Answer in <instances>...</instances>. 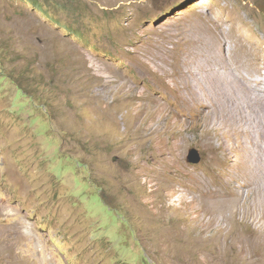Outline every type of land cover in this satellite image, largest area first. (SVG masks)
<instances>
[{
    "label": "rangeland",
    "instance_id": "374dc122",
    "mask_svg": "<svg viewBox=\"0 0 264 264\" xmlns=\"http://www.w3.org/2000/svg\"><path fill=\"white\" fill-rule=\"evenodd\" d=\"M48 1L58 23L0 0V264H245L241 217L264 224V160L244 203L227 188L242 134L221 129V187L200 146L180 161L178 122L192 113L176 68L188 82L193 54L213 58L219 21L222 46L249 52L235 62L261 81L264 0Z\"/></svg>",
    "mask_w": 264,
    "mask_h": 264
},
{
    "label": "bare ground",
    "instance_id": "6f19581e",
    "mask_svg": "<svg viewBox=\"0 0 264 264\" xmlns=\"http://www.w3.org/2000/svg\"><path fill=\"white\" fill-rule=\"evenodd\" d=\"M215 20H216V18H215ZM219 23H221V22L217 21L216 23H214L215 28L213 30H211L212 34L210 37L213 41L211 39L210 40L212 41V43L211 44L206 43V45L208 44L210 47H206L204 45L206 48L210 49L209 51H211L210 54H212L213 58L211 59V57L210 58L204 57V59H201V57H199L200 54L199 55L193 54L194 58L192 59V61L190 63L192 66V68H191L192 72H191V77H190L191 80L188 82L181 80L183 82V83H181V81H180V78H183V75H184V67L182 68L181 65H178L176 68V72L179 74L177 77L176 84L178 87H182L185 89V91L180 94V100H179L180 111L192 113L191 114L192 119L189 120L188 123H186V121L184 119H181L178 122V126H177L178 127L177 128V131H178V135H177L178 136L177 137L178 152L177 153H178L179 159L181 161L182 159L184 160L185 152L187 151V148L189 147V145L195 144V145L200 146L203 153H205V156H206L207 162H208V163H206L207 165H205L206 167L204 166L205 167L204 171L207 172L206 174H209L210 176H212L211 181L215 185L220 186V180L217 177V174L220 171V166L218 165L217 160H215L213 153L215 150H220L221 147L223 146L222 145L223 142H222L221 138L222 139L225 138V136H224L225 133L221 132V129L222 130H224V129L225 130L226 129L231 130L232 129V130H234L233 134L237 135V136L239 134L241 136V134H242L243 136L241 138H239L240 143L238 142L241 145V152L239 155V160L241 161L242 164L240 165L239 168H236L231 172V178L228 180L227 188L230 187V189H231L234 186H236L238 188H241V190L243 189V192H242L243 193V195H242L243 200L242 201L244 203V200H247L246 198L248 196H250L251 194L256 193L255 191L257 190V188L259 187V189H260V186L262 185V183H261V185L259 183L260 186H258L256 184L257 182L256 183L254 182L256 177L255 178H253V177H254V175L255 176L258 175L259 172L261 173V171H259V168L256 165H258L257 162L259 163L260 161L264 160V157L262 156L263 158L260 157V159H258V155L254 154L253 152H257L259 150H262L264 152V133L263 132L260 133V131H259L260 134L259 133L257 134L256 131L253 133H250L246 130H243L242 127L246 126L250 122H251V124H253V122H258L260 124V126L262 128H264V120L262 121V119H264V74L262 73L261 70L255 69L256 73H259V72L262 73L263 79L261 81H259L255 78L256 76L254 77L255 73L253 70H252L253 73L250 72L248 74H246V72L244 73V72L240 71L241 65H243V67L250 68L249 67L250 63L241 62L240 64H237L235 62L236 58L239 56H242V57L247 56L248 59H250L251 54H249V52H247L245 50H242V47L240 49L239 45H235V46L229 45L228 47L222 46L224 44V41H223L224 40V32L220 29ZM212 26H213V24H212ZM206 39H207V37H206ZM200 40H201V38H200ZM196 41H194V43ZM205 42H208V41H205ZM203 44H201V45H203ZM195 45H196V43H195ZM201 51L203 52V50H201ZM209 51L207 50L208 53H209ZM205 52H206V50L204 51V54H205ZM201 56H204V55L202 54ZM207 56L209 57V55H207ZM199 59L203 60V61L198 62ZM233 62L235 63V66L233 65ZM201 100H205L206 102L200 103ZM222 125L228 126L229 128H224ZM255 127H256V125H255ZM257 127H258V125H257ZM252 128H253V126H252ZM249 130H251V129L249 128ZM253 130H255V129H253ZM262 131H264V130L262 129ZM230 134H231V132H230ZM234 142H236V141H234ZM227 144H228V142H227ZM231 144L233 145V143H231ZM238 149H240V148H238ZM216 158H217V156H216ZM181 165H182V163H181ZM260 169L263 171L264 166L260 167ZM186 172H187V170H186ZM222 172H223V170H222ZM261 174H263V173H261ZM251 179H254V180L251 181ZM261 179H263V178H261ZM261 179H260V181H261ZM263 187H264V183H263ZM215 189L216 188H214L213 190H215ZM222 190H224V189H222ZM235 190L234 191L232 190V191L235 192ZM223 192H225V191H223ZM262 193L264 195V192H262ZM220 194H221V192H220ZM259 194H258V197H260V195H262V194H260V195ZM212 195H214V193ZM251 196H253V195H251ZM256 196H257V194H256ZM229 199H231V198H229ZM251 199H252V197H251ZM251 199L249 201H251ZM261 199H262V197H261ZM233 200L235 202L237 201V199L236 200L233 199ZM259 202H261V200ZM238 204L239 203H237V205ZM262 206H261V208H262ZM235 209H237V207ZM247 209L245 208V210H247ZM258 209H260V208H258ZM230 210H231V208L227 211V212H229V214L231 212ZM233 210H232V212H233ZM260 210L262 212V209H260ZM251 215H253V213ZM227 216H229V215L227 214ZM254 216H255V214H254ZM254 216H252V217H254ZM227 219H228V217H227ZM241 219H242V221L245 222L244 224H246L250 228L249 229V237H248L247 236L248 232L246 233V229H244L243 226L240 225L245 230V232H243V236L245 239V245H246V247H245L246 248V254H244L246 257L245 264H249V263L264 264V224L259 222L258 217H254L253 219H250L245 213H243V217H241ZM228 220H230V217ZM231 222H232V220H231ZM230 223H227V224H230ZM254 224H257V228L256 227L253 228ZM233 225H235V224L233 223ZM237 227H238V225H237ZM244 227H246V226H244ZM231 233H232V231H231ZM241 241H243V240H241ZM241 248H242V246H241Z\"/></svg>",
    "mask_w": 264,
    "mask_h": 264
},
{
    "label": "trees",
    "instance_id": "16d2710c",
    "mask_svg": "<svg viewBox=\"0 0 264 264\" xmlns=\"http://www.w3.org/2000/svg\"><path fill=\"white\" fill-rule=\"evenodd\" d=\"M31 1L36 7L42 9V13L45 19H48L51 23H58V18L54 17L52 12H49L51 9H54V5H50L48 0H27Z\"/></svg>",
    "mask_w": 264,
    "mask_h": 264
},
{
    "label": "water",
    "instance_id": "95a60500",
    "mask_svg": "<svg viewBox=\"0 0 264 264\" xmlns=\"http://www.w3.org/2000/svg\"><path fill=\"white\" fill-rule=\"evenodd\" d=\"M199 159L197 151L194 149H191L190 155H189V161L190 162H197Z\"/></svg>",
    "mask_w": 264,
    "mask_h": 264
}]
</instances>
